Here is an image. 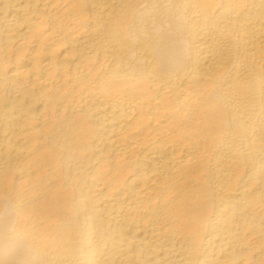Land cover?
Segmentation results:
<instances>
[{"label":"bare ground","instance_id":"1","mask_svg":"<svg viewBox=\"0 0 264 264\" xmlns=\"http://www.w3.org/2000/svg\"><path fill=\"white\" fill-rule=\"evenodd\" d=\"M0 264H264V0H0Z\"/></svg>","mask_w":264,"mask_h":264}]
</instances>
